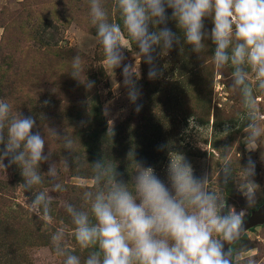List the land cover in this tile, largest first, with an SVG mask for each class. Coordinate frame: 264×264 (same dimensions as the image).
Returning a JSON list of instances; mask_svg holds the SVG:
<instances>
[{"label": "rangeland", "instance_id": "1", "mask_svg": "<svg viewBox=\"0 0 264 264\" xmlns=\"http://www.w3.org/2000/svg\"><path fill=\"white\" fill-rule=\"evenodd\" d=\"M101 4L109 22L121 26V42L128 48L123 50L126 57L123 64H132L137 71V86L142 92L137 101L142 105L139 113L128 99L122 67L112 71L105 62L102 46L96 42L89 0H0V100L12 105L13 112L19 111L36 120L37 127L33 132L39 130L45 136L48 142L45 154L50 148L49 163H57V182L66 189L62 193H50L54 196L51 223L44 225L38 218L33 220L30 217L28 195L32 194L24 192L20 186L19 167L12 165L4 169L0 166V264H8L6 259L11 249L15 255L11 264H62L64 257L55 254L51 235L60 228L68 232L73 230L65 222L70 217L64 205L86 204L82 199L84 189L79 185L90 184L91 163L95 162L91 157L79 156L83 153L79 150H86L87 143L81 141V135L75 136L79 130L91 128L86 126L90 120L79 121L81 126L74 127L67 118L77 112L83 114L85 103L99 106V115L105 126L108 128L111 119L113 129L128 142L127 153L134 152L135 161L153 167L166 184L170 155L175 158L177 153L192 165L194 176L208 175V186L213 191L221 190L219 173L225 159L223 149L231 148L228 155L237 176L242 175L241 167L247 165L249 153L242 142L245 134L241 119L245 110L239 95L229 87L230 70L220 73L214 69L212 54L215 45L212 41H204L206 48L203 52H193L192 46L185 43L176 21L170 19L166 26L180 40L167 52L156 47L154 63L162 75L150 80V65L140 57L135 42L123 29V18L115 6L116 0H101ZM166 11L170 17L172 10ZM204 23L205 30L210 32L213 27L211 19L205 18ZM77 54H80L84 75L95 82L90 90L70 74L72 58ZM85 76L81 79H86ZM255 99L261 109L260 115L264 116V92L258 91ZM106 105L110 109L108 116L103 114ZM190 119L198 125L197 128L189 127ZM226 124L233 131L224 137L222 132ZM47 127L54 128L60 136L68 134L74 138L78 144L75 153L80 157L78 165L63 148V142L48 135ZM261 151L251 153L256 162V174L251 178L257 184L256 204L248 208L246 199L237 190V182L233 180L221 193L227 204L237 211L247 209L246 218L264 202ZM63 158L67 159L69 169L64 168ZM112 158L118 163L121 157L113 153ZM135 161H129L130 187L135 175ZM7 163L5 159L4 164ZM49 163L41 164L42 175L48 171ZM49 187L45 178L34 191L48 190ZM18 204L27 210L26 215L20 213ZM65 247L80 256L83 264L88 252L81 250L70 236L65 240ZM232 247L234 264H246V258L252 254H255L257 264H264V222L247 229Z\"/></svg>", "mask_w": 264, "mask_h": 264}, {"label": "clouds", "instance_id": "2", "mask_svg": "<svg viewBox=\"0 0 264 264\" xmlns=\"http://www.w3.org/2000/svg\"><path fill=\"white\" fill-rule=\"evenodd\" d=\"M115 6L123 18V29L135 42L140 57L150 65V80L162 75L154 63L156 47L167 52L180 40L166 26L170 19L176 21L193 52H203L204 41H212L214 69L220 73L230 70L229 87L239 95L245 110L241 119L245 134L242 142L249 153L247 165L241 167L242 175L237 176L228 155L231 148L223 149L221 190L213 191L208 186V175L194 176L192 165L179 153L175 158L169 153L168 184L157 176L153 167L135 161L132 151L128 153V158L135 161L131 187L116 179V165L97 160L91 163L90 184L79 185L84 189L82 199L90 208L85 210L65 203L73 230L60 228L52 233L55 254L64 257L62 264H82L80 256L65 247V240L70 236L81 250H88L83 264H234L232 246L241 240L245 231L247 209L237 211L221 193L233 180L248 208L256 204L257 184L251 179L256 174V162L251 153L261 149L264 160V116L260 115L255 99L258 91L264 92V0H116ZM89 8L96 42L103 48L105 62L112 71L122 67L128 99L139 113L142 105L137 101L142 92L137 86L135 66L123 64L126 59L123 50L127 46L121 42V26L109 22L101 0H89ZM167 9L172 10L170 17ZM205 18L211 19L210 32L205 30ZM71 67L74 79L89 90L94 87L95 82L84 75L80 54L72 58ZM82 76L86 79H81ZM109 112L106 105L103 114L108 116ZM197 126L190 119L189 127ZM36 127L32 116L13 112L12 105L0 100V145H3L0 166L19 167L23 177L20 186L24 192L32 193L29 212L43 224H50L54 199L50 193H62L66 189L57 182V163H49L52 151L49 148L45 154L47 140L39 130L33 132ZM231 131L226 124L223 136ZM47 132L63 142V148L78 165L80 157L75 153L73 139L68 134L60 136L54 128L47 127ZM113 135V121L109 119L107 136ZM43 163H49V168L42 175ZM62 163L69 169L66 158ZM45 178L49 189L34 191ZM246 264H257L255 254L246 258Z\"/></svg>", "mask_w": 264, "mask_h": 264}, {"label": "trees", "instance_id": "3", "mask_svg": "<svg viewBox=\"0 0 264 264\" xmlns=\"http://www.w3.org/2000/svg\"><path fill=\"white\" fill-rule=\"evenodd\" d=\"M77 89L81 90V88L77 87ZM82 91V90H81ZM83 114L80 112H77L75 114H72L70 117H67L70 121V124L74 125V127L81 126L79 121L84 122L86 120H90V122H86L87 125L91 128H84L82 131L79 130L75 133V136L81 135V141L83 143H87L86 150H79V153L83 151V153L79 154L81 158H92L93 161L104 159L106 163H112L114 166L116 165V179L122 180L125 183H130V167L129 164L131 161L128 158V153L125 147H128V142L124 140L121 136L119 131H114V135L107 136V127L105 126V122L103 121V118L99 115V106L93 107L89 103H85V105L82 107ZM93 114H96L93 116ZM91 116V118H88V116ZM79 119V120H78ZM81 132V134H79ZM87 132V133H84ZM74 141V138H72ZM124 140L123 142H121ZM77 142H74V148L77 146ZM113 153L118 154L120 156V160L118 163L113 162ZM92 167V166H91ZM86 173V172H84ZM83 173V174H84ZM82 175V174H81ZM21 184L23 183V177L20 174L19 178ZM40 185L36 186L39 187ZM31 193V192H30ZM32 194V193H31ZM29 199L32 198V195H28ZM53 204V202H52ZM51 204V208H53V205ZM77 207H83L85 210H89L90 206L88 204L84 203H75ZM19 209H21V214L26 215L27 210H25L21 205H17ZM30 217H33V220L37 218L35 215L30 214ZM2 219H0V224ZM67 224H71V219H67L65 221ZM47 225V224H44ZM5 226V225H4ZM8 249H11L7 247ZM85 252H88V250H84ZM9 256H7V263L11 264V260L14 259V253L13 250L9 252Z\"/></svg>", "mask_w": 264, "mask_h": 264}, {"label": "water", "instance_id": "4", "mask_svg": "<svg viewBox=\"0 0 264 264\" xmlns=\"http://www.w3.org/2000/svg\"><path fill=\"white\" fill-rule=\"evenodd\" d=\"M263 222H264V202L257 209L253 210L251 214L245 219V223H244L245 231L250 227Z\"/></svg>", "mask_w": 264, "mask_h": 264}]
</instances>
